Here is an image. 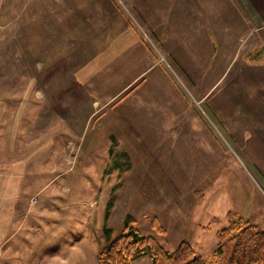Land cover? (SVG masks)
<instances>
[{
	"label": "rangeland",
	"instance_id": "obj_1",
	"mask_svg": "<svg viewBox=\"0 0 264 264\" xmlns=\"http://www.w3.org/2000/svg\"><path fill=\"white\" fill-rule=\"evenodd\" d=\"M113 4L0 0V108H17L25 95V155L39 151L38 160L25 165V174L39 183L57 177L29 190L30 213L2 248L0 264H99L98 252L126 225L169 251L186 241L204 257L214 251L216 231L227 225L228 214L264 229V178L245 149L217 125L221 160L210 170H197L192 184H179L180 170L161 168L155 160L151 165L142 156L131 168L114 165L118 155L111 154L108 163L109 140L99 135V122L85 123L84 108L72 134L68 106H62L66 115L56 114L58 98L74 97L83 104L86 88L74 80V68L93 52L101 22L117 20ZM257 49L262 59L264 48ZM197 109L207 112L203 104ZM153 219L163 233L152 227Z\"/></svg>",
	"mask_w": 264,
	"mask_h": 264
},
{
	"label": "crops",
	"instance_id": "obj_2",
	"mask_svg": "<svg viewBox=\"0 0 264 264\" xmlns=\"http://www.w3.org/2000/svg\"><path fill=\"white\" fill-rule=\"evenodd\" d=\"M107 1L118 18L101 22L93 52L73 72L86 88L83 104L74 97L53 102L59 117L68 106L71 134L84 108L85 123L99 122L109 140L108 163L118 155L114 165L131 168L142 156L180 170L176 183L192 184L197 170L221 160L217 125L264 178V49L256 57L257 46L264 48V0ZM17 104L0 108V253L25 224L29 190L57 179L39 183L25 174L39 151L25 155L24 94ZM202 104L206 114L197 109ZM140 257L131 264H151Z\"/></svg>",
	"mask_w": 264,
	"mask_h": 264
},
{
	"label": "trees",
	"instance_id": "obj_3",
	"mask_svg": "<svg viewBox=\"0 0 264 264\" xmlns=\"http://www.w3.org/2000/svg\"><path fill=\"white\" fill-rule=\"evenodd\" d=\"M111 201L108 203L105 218ZM228 223L216 231L217 245L204 257L186 241L173 251L165 249L153 236H144L138 228L126 225L121 233L98 252L99 264H130L137 257L148 255L151 264H264V229L237 214H228ZM157 232L164 229L156 219L151 221ZM105 229V233H109Z\"/></svg>",
	"mask_w": 264,
	"mask_h": 264
}]
</instances>
